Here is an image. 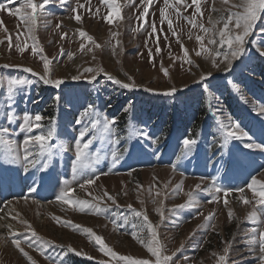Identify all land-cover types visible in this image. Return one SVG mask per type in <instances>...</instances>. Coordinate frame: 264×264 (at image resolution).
Masks as SVG:
<instances>
[{"label": "rangeland", "instance_id": "1", "mask_svg": "<svg viewBox=\"0 0 264 264\" xmlns=\"http://www.w3.org/2000/svg\"><path fill=\"white\" fill-rule=\"evenodd\" d=\"M2 2L7 4L8 0ZM76 3L77 0H67V3L61 7L59 0H50L46 6L49 14L40 18V25L35 33L43 48V54L50 59L54 57L52 77L64 79L60 88L44 85L37 77L24 73L22 68L0 67V76L10 74L33 81L31 86L25 88L27 97L23 93L17 97V111L22 114L27 110L29 113L39 112L46 118L55 117L59 137L50 143L62 141L68 148L66 152L53 150L54 155L47 172L40 170L46 157L42 158L41 164L31 169L29 173H24L20 164H7L0 160V209L9 203L14 204L21 218L27 220L40 237L53 241L57 246L49 247L46 250L48 255L55 257L62 254V249L58 245H63L65 248L71 245L94 258L88 260L86 257L68 254L64 257V264H96L98 260H107L109 264L115 262L111 257L100 253L94 242H89L84 235L64 224H59L57 220L93 229L95 234L100 235L106 244L120 255L148 258L150 254L130 235L133 230L132 222H136L135 218L129 224H123V216L130 215L128 205H132L136 210H143L154 225H159L158 238L165 246V254H171L177 248L181 249L174 257L177 264H216L217 257H213L211 253L223 255V248L233 237L234 242L226 264H258L257 259L248 253L243 243L245 229L253 226L246 220L252 207L236 199L240 193L235 189L244 187L246 197L252 198L253 194L247 189L246 183L250 182L252 175L264 181V152L243 149L236 141L230 142L227 148H220L215 115H220L225 123L231 116L232 120L240 122L245 130L249 131L255 142L264 143V116L257 114L264 104V57H260L256 47L249 44L246 45L245 54L233 62L231 70L225 71L226 65L222 63L219 68H213L209 60L194 55L193 50L197 49L198 45L194 36L192 39L188 38L191 25L182 18L177 19L175 13L169 9L174 30L188 49L193 64L198 65V67L190 66L183 61L180 44L169 31L167 22L160 23L159 9L163 6V0H154L148 5L149 12L143 19H137L143 10L140 0H134V6H126L125 0H117L121 9L119 19L111 14L106 5L101 4V0H89L88 3L86 0H80V3H85V8L77 9V12L73 13L71 9ZM187 3L191 4L192 0H187ZM15 6L19 7V4ZM213 7L222 9L225 6L222 5L221 0H201L203 15L201 17L198 14L196 18L198 21L202 19L206 27L209 26L208 17ZM97 8L99 15H91L90 13H95ZM194 8L195 5L186 11L181 8L182 16H191ZM211 14L213 18L219 15L217 12ZM75 15L81 16L82 23L78 24L73 19ZM104 16H109L112 24H108L103 19ZM0 21H3L7 28V34L11 36L13 44L10 51L9 41L5 39L6 33L0 31V39L3 40V43H0V65H23L42 73V62L31 53L30 46L22 54L15 49L18 33H21L20 45L23 46L25 42L30 45L27 34L22 33L23 26L20 22L8 15L5 10H0ZM45 21H50L46 28L43 26ZM153 22L156 24L157 32L150 36ZM57 23L61 24L60 29H56ZM141 25L144 27L140 32L133 31ZM261 27H264V17L258 21L256 31L249 39L255 41L257 46L264 47L261 45L264 36L259 33ZM77 28L86 31L102 47L96 48L95 45L79 37L75 31ZM110 31L118 32L119 35L110 37ZM191 31L203 35L198 29ZM62 32L67 33L64 40L60 39ZM117 40L120 42L119 45L116 44ZM146 41L147 46H145ZM81 43L85 45V50L92 47L93 52L85 54V51H80ZM157 43L161 48L159 55L156 54ZM113 45H116V56L112 55ZM61 47L64 54L60 52ZM149 50L153 53L152 63L149 62ZM68 51L74 53L72 60L66 55ZM93 55L95 60L92 59ZM161 62L167 69L168 76L160 71ZM89 66L103 67L105 72L122 82H129L124 75L127 73L133 77V81L139 87L122 88L108 81L103 74L97 75L96 79L90 82L86 78L89 74H82V69ZM208 72L211 76L201 81V75ZM77 74H82V78L72 80L71 77ZM233 84L239 88V93L234 90ZM146 88L153 91H145ZM172 88L176 89L173 94L163 95ZM57 96L59 100L54 99ZM129 101L132 102V107L125 112L123 109L128 106ZM89 104H92L94 110L102 115L116 118L115 133L124 138L117 148L123 149L125 146L129 148V152L124 154L111 173L102 175L100 173L108 172L111 166V145L108 140L103 145L99 140L94 142L95 147H101L102 154L107 152V155L96 166L99 179L93 187L88 188V191L101 194L100 186H103V189L116 197L117 204L120 205L116 207L111 205V202H107L108 211L100 216L87 212L80 213L73 206L62 204L55 199L56 193L65 187V181L74 188L82 182V177L73 180L71 168V161L74 158L73 138L83 126L76 124L75 121ZM3 108L4 104L0 103V109ZM253 108L256 111H253ZM3 117L4 113L0 111V125L5 124ZM87 120L86 117L85 121ZM43 123L47 126L49 121L45 119ZM130 125L148 132L149 136L157 139L158 142L153 144L151 139L145 140L143 137H133L128 140ZM10 127L17 129L13 138L18 143L22 141L23 134L19 132L17 125ZM189 136L197 140V145L187 157H181L177 161L176 156L180 155L182 147L180 141ZM95 147L91 150L94 151ZM173 163L177 165L175 171L171 167ZM130 172L131 175H128ZM213 176L217 177V185L233 190L227 197H224L223 193L219 194L229 201V207L233 210L234 216L231 222L223 199L208 203L212 200V196L199 190L195 193L200 201L199 207L174 208L175 205L186 202L187 197L184 193L194 189L197 183L201 184V188L205 187L211 183ZM154 177L157 178L156 181ZM181 181L182 191L171 192L170 189ZM137 184L143 186L141 198L145 201L144 205L137 200ZM154 184L168 193L157 198L164 200L166 219L162 222L154 211L157 205L152 203L156 188H152V196L148 194L149 187ZM165 184H168L167 188H164ZM29 186L36 187L37 191L29 193ZM124 192L128 194L124 195ZM75 195L79 198L91 199L78 188ZM22 197H28V203H25ZM169 209L173 210L169 211ZM209 213H214L210 224H215V230L210 226L207 229L200 227L204 224V216ZM53 216L57 220H53ZM6 218L7 223L3 220L0 221V225L11 224L12 231L20 233L19 238L22 240L24 237L34 239L25 231L24 225L9 216ZM112 219L117 220L118 229L113 228ZM143 235L147 237L146 230ZM9 237L8 229L0 227V264H28L11 244ZM21 246L29 252L36 264H50L49 260L36 250L28 248L26 243Z\"/></svg>", "mask_w": 264, "mask_h": 264}, {"label": "snow or ice", "instance_id": "2", "mask_svg": "<svg viewBox=\"0 0 264 264\" xmlns=\"http://www.w3.org/2000/svg\"><path fill=\"white\" fill-rule=\"evenodd\" d=\"M89 0H86L88 3ZM154 0H140L141 5H143V10L140 12L137 19H143L144 15L149 12L148 5L152 4ZM50 3V0H8V3L2 2L0 0V10L7 11L8 15L15 17L22 25V33L27 34V41L23 46L20 45V34L16 35V40L18 43L15 45V49L18 53H24L25 50L30 46L31 53L34 56H37L42 62V73L35 71L33 68L23 65H9L4 64L0 65L2 68L17 67L22 68L24 73H30L31 76L37 77L39 82H42L44 85L51 86L52 88H60L64 83L62 78H53L52 77V64L53 58H49L47 55L43 54V48L39 44V40L36 36V31L40 25V18L48 15L46 11V6ZM67 3V0H59V5L63 7ZM223 7L222 9H216L213 7L209 13L208 25L205 26L203 20H197V15L201 17L203 15L201 8V0H192V3H187V0H163V6L159 9L160 23L164 24L167 22V27L171 32L173 37H176V42L180 44L181 51L183 53V61L190 66L194 65L193 61L189 58V51L185 48L183 42L179 39V35L173 27V20L170 18L169 9H171L177 19H184L191 29H198L203 35L194 34L191 29L188 32V38L192 39L193 36L198 45L197 49H194V55L197 57H203L206 60H209L213 68H219L220 64H225V71L231 70L233 62L240 59L246 52V45L252 44L256 47V50L260 57H264V47L257 46L255 41H251L249 37L253 35L257 28L258 21L264 17V0H221ZM19 4V7L15 5ZM102 5H106L110 10L111 14L117 19L120 18V6L117 4V0H101ZM126 6H134V0H125ZM195 5L194 11L191 16H182L181 8L185 11L188 8H191ZM85 8V3H80V0H77L76 6L72 7L71 11L73 13L77 12V9ZM90 10V9H89ZM213 12L219 13L216 18H213ZM226 13V15H225ZM93 16L99 15V8H97L95 13H90ZM73 19L78 23H82L81 16L75 15ZM103 19L108 23L112 24V19L109 16H104ZM50 24V21H45L43 26L46 28ZM18 25V27L20 26ZM219 25V27H218ZM56 29L61 28V24H56ZM144 26L141 25L133 29L134 32H140L141 28ZM146 30V29H145ZM151 33L155 34L157 32L156 24L153 22L151 24ZM0 31L6 33L5 39L9 41L8 48L11 51L13 44L11 41V36L8 35V30L5 27L3 21H0ZM79 37L95 45L96 48H101L102 46L98 44L94 38L89 35L86 31L81 28L75 30ZM259 33L264 36V27L259 29ZM118 32H111L110 37L118 36ZM67 37V33H61L60 39L64 40ZM167 39V37H165ZM206 41V43H205ZM0 43H3V40L0 39ZM119 41H116V44L119 45ZM261 45H264V41H261ZM145 46H147V41ZM116 45L112 46V55L116 56L115 51ZM80 51H85V54L92 53L93 48L88 47L85 50V45L80 44ZM121 51L123 49L121 48ZM61 54H64V50L61 47ZM161 48L157 43L156 54L159 55ZM69 60H72L74 53L68 51L66 53ZM171 57V53H169ZM153 53L149 50V62L152 63ZM95 60V56L92 57ZM175 60V58H173ZM119 62V61H118ZM155 67V65H153ZM160 71L168 76V71L163 67L161 62ZM79 72V68H78ZM82 74H89L86 78L91 82L96 79L97 75H105L108 81L119 85L125 89H132L139 87L133 81V77L124 73L129 82H122L120 79L116 78L112 74L105 72L103 67H84L82 69ZM82 74H77L71 77L72 80H80ZM211 76V73H203L200 77L201 81L207 79ZM33 84L31 79L17 78L14 76L4 75L0 76V103L4 104V108L0 109L4 113L5 124L0 125V160H3L7 164H20L24 173H29L31 169L36 168L37 165L41 164L43 160L41 171L47 172L49 170V164L52 161L54 155V149L59 152H66L68 148L61 141L60 143H50L51 141L59 137L57 121L55 117H44L41 113H29L25 110L20 114L16 109L17 97L23 93L27 97V92L25 91L26 87H29ZM234 90L239 93V88L233 84ZM145 91H153L151 89H145ZM176 91L175 88L167 90L163 95H171ZM54 99L59 100V96ZM241 99L244 98L241 96ZM132 107V102L129 101L128 106L123 110L125 112L129 111ZM253 111H256L253 108ZM258 115L264 116V104L259 108L257 112ZM88 118L85 121V118ZM49 121L48 125L45 126L43 123L44 120ZM215 120L218 125L216 131L219 133L220 148H227L230 142L236 141L242 145L243 149L248 150H260L264 152V143H257L253 140L249 131L241 125L240 122L232 120L231 116L228 117V122L221 118L220 115H215ZM76 124L83 126L80 128L78 135L74 139V158L71 161V168L73 174V180H76L77 177H82V182L78 183L76 188H74L68 181H65V187L63 190H60L56 193L55 199L57 202L62 204H69L74 207L75 210L80 213H89L96 216L106 214L108 211L109 204L120 207L117 204L116 197L111 195L106 189H103V186H100L101 194H94L89 192L88 188L93 187L96 184V181L99 179L97 174L96 166L105 159L107 152L102 154L101 147H95L94 142L99 140L100 144L103 145L106 140L110 143V156H111V166L108 172H101L102 175H108L111 173L112 169L115 168L117 164L120 163L125 153L129 152L127 146L123 149L117 148V145L121 143V140L124 139L119 137L115 133L114 125L117 123L115 117H108L107 115H102L100 112L94 110V106L89 104L81 113L80 117L76 119ZM11 125H17L20 133L23 134V139L19 143L14 137L16 128L10 127ZM133 137H143V139H151L152 143H157V139L151 138L148 132L143 130H138L134 125H130L128 129L127 139L131 140ZM110 138V139H109ZM182 147L180 149V155L176 156V160L179 161L181 157H187L192 151L193 147L197 145V140L195 138L185 137L180 141ZM95 147V150L91 149ZM173 171L176 170L177 165L175 163L171 164ZM84 170H90L85 172ZM131 175V172L128 173ZM154 181L157 178H153ZM217 177L213 176L211 178V183L207 184L205 187L201 188V184L197 183L194 186V189L184 193L187 197L185 203L180 205H175L174 208H192L199 207L200 201L196 198V191H203L212 196V200H209L208 203L219 202L223 197L219 194L223 193L224 197H227L233 191L232 189H224L221 186L216 184ZM170 184V181L168 182ZM182 184L177 183L170 189L173 193H179L182 191ZM155 187V196L152 198V203L156 204L154 211L159 215L160 221L162 222L166 219L164 214V200L157 199L162 196H166L168 193L164 192L160 187H157L155 184L150 186L148 189L149 196H152V188ZM168 184L164 185V188H167ZM248 190H251L253 196L251 199L246 197L245 188L240 187L235 189L240 195L236 199L244 204L250 205L252 210L247 214L246 220L253 226L248 227L244 231V240L243 243L247 247L249 254L253 255L258 264H264V181L257 179L256 175H252L250 182L246 183ZM83 190L87 196H90L91 199L79 198L75 195L76 189ZM143 186L137 184L136 191L138 193L137 200L141 205H144L145 201L141 198V191ZM29 193H35L37 191L36 187L29 186ZM127 195V192L123 193ZM25 203H28V197H22ZM35 202V201H33ZM223 203L227 208V215L229 222H231L234 213L231 207H229V201L223 199ZM103 205V206H102ZM130 210V215L123 216V224L127 225L133 221L135 218L136 222H132V231L130 232L131 237L141 245L149 255L148 258H133L131 256L120 255L114 251V249L106 244L104 239L95 234L93 229L88 227H81L77 224L57 220L55 216L52 217L53 220H57L59 224H64L67 227H70L73 231L78 232L84 235L89 242H94V246L97 247V250L102 253L104 256L111 257L115 264H177V261L174 259L176 253L181 249L177 248L171 254H165V246L162 244L161 240L158 238L157 227L150 220L148 215L143 210H136L132 205L127 206ZM173 209H169L172 211ZM0 211H3L0 209ZM5 215L11 217L12 220H17L20 224L25 226V231L30 233L29 237H24L20 239V233L12 231V225H0V227H6L10 233L11 244L19 251L21 256L26 259L28 264H36V261L29 254L28 251H25V248L22 247V244L26 243L28 248H33L36 250L42 257L49 260L50 264H64V257L68 254H74L77 257H86L88 260H93L94 258L82 250H76L71 245H68L66 248L63 245H58L61 247L62 254H58L53 257L47 254V249L54 245V242L51 240H46L40 237L32 225L25 219L21 218V214L16 211L14 207H9L8 213ZM5 215H0V221L5 219ZM214 213H209L204 216V224L200 227L205 229L212 228L215 230V224H210V221L213 219ZM111 223L114 229H118L119 225L117 224L116 219H112ZM136 229H139L136 230ZM146 230L147 237L143 235V232ZM234 242V237L232 240H229L225 247L223 248V255H220L216 252L211 253L213 257H217L216 264H226L228 254L230 253L231 245ZM183 247V242L181 243V248ZM186 259V258H185ZM96 264H109L107 260H98Z\"/></svg>", "mask_w": 264, "mask_h": 264}, {"label": "bare ground", "instance_id": "3", "mask_svg": "<svg viewBox=\"0 0 264 264\" xmlns=\"http://www.w3.org/2000/svg\"><path fill=\"white\" fill-rule=\"evenodd\" d=\"M232 197V196H231ZM10 205H11V207H14L15 205L13 204H8V205H5V207H3V208H1L3 211H0L1 212V214L0 215H5L6 213H8V211H9V207H10ZM14 208H16V206L14 207ZM18 209V208H17ZM6 217H8L7 215H5V219H4V221L7 223V218Z\"/></svg>", "mask_w": 264, "mask_h": 264}]
</instances>
